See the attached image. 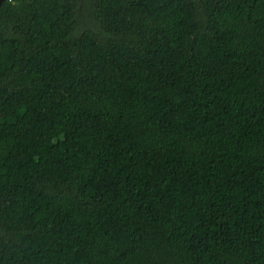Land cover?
Masks as SVG:
<instances>
[{
	"label": "trees",
	"instance_id": "16d2710c",
	"mask_svg": "<svg viewBox=\"0 0 264 264\" xmlns=\"http://www.w3.org/2000/svg\"><path fill=\"white\" fill-rule=\"evenodd\" d=\"M0 264H264V0H6Z\"/></svg>",
	"mask_w": 264,
	"mask_h": 264
},
{
	"label": "water",
	"instance_id": "95a60500",
	"mask_svg": "<svg viewBox=\"0 0 264 264\" xmlns=\"http://www.w3.org/2000/svg\"><path fill=\"white\" fill-rule=\"evenodd\" d=\"M6 0H0V8Z\"/></svg>",
	"mask_w": 264,
	"mask_h": 264
}]
</instances>
